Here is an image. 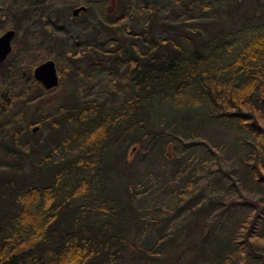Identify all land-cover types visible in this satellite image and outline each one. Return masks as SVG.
<instances>
[{
  "label": "trees",
  "instance_id": "16d2710c",
  "mask_svg": "<svg viewBox=\"0 0 264 264\" xmlns=\"http://www.w3.org/2000/svg\"><path fill=\"white\" fill-rule=\"evenodd\" d=\"M7 29L0 264H264V0H0ZM48 59L59 84L32 94ZM50 94L40 130L13 112ZM246 178L258 190L236 197ZM189 218L203 239L182 244Z\"/></svg>",
  "mask_w": 264,
  "mask_h": 264
},
{
  "label": "rangeland",
  "instance_id": "374dc122",
  "mask_svg": "<svg viewBox=\"0 0 264 264\" xmlns=\"http://www.w3.org/2000/svg\"><path fill=\"white\" fill-rule=\"evenodd\" d=\"M58 66L60 68V64L59 63H58ZM63 67H65V66H63ZM23 71L27 72V70H23ZM23 71H22V73H23ZM65 73H66V75H69V71L66 70ZM72 89H73V86L71 84L70 78L69 79L68 78L64 79L63 84L55 92L56 98L57 99H64L65 102H69V97H70V93H71ZM54 100H55L54 95L50 94L49 100L45 101L43 104H41L40 102H38V103L31 102L29 105H27L26 107H24V108H22L20 110H19L18 106H15L13 108V110H14L13 112L14 113H16L17 111H20V113L22 112L23 120L24 119H28L30 117H32V119H36L41 114L49 112V111H51L54 108L53 107ZM73 101H76V97H75L74 94H73ZM50 102L52 103V105H50ZM151 121L153 123L155 122V120H153V119H151ZM225 132H227L229 134L228 131H225ZM120 144H122V142ZM134 150H135V148L130 150V154H133ZM37 151H39V149ZM230 152H231L230 150H228V151H226L225 149L223 150V153L231 158L230 166H232L234 160H233V155L230 154ZM134 155H135V153H134ZM137 160H138V162L141 163L142 160H146V156H144L143 154H138L137 155ZM136 166L137 165L134 163L131 168L125 169L126 173L121 179H127V178L131 177L132 174H133L134 168ZM164 166L165 167H163V170L165 171L166 176L163 175L158 170V168L156 166L154 167L155 176H161V178L163 180H165V177L169 178V177L172 176L171 175V169L173 168V165H172L171 162H166V165H164ZM144 169L149 171V169H147L146 166H145ZM187 172L189 173L190 171L188 170ZM144 175H145V172L141 174L142 178H144ZM116 179H118V177H116ZM179 185H180V183H174L171 186H172V189H174V188H178ZM239 185L241 187L240 189H242L243 191H246V194L249 195V196L251 195V192L254 193L255 190H258L257 185L254 184L251 180H249L247 178L246 179H242L240 182H238V185L234 187V193H235L236 197H240L241 196V192L239 190ZM219 187L224 188L225 187V182L221 181ZM159 193H160V202L159 203H164L166 194L164 192H162V191H159ZM221 195L222 194H220V193H218L216 196L213 195L212 199L214 201V204L211 205L210 210H208L209 213L210 212L214 213V210H217V208L220 207V201H222L221 200V198H222ZM260 200H263V199H260ZM194 201L198 202L199 200L197 199V200H194ZM256 201H254L253 203H255ZM145 204L147 205V203H145ZM170 204H171V202L168 203V205H170ZM249 210H250V208L246 207L245 210H242V214H245V212H247ZM184 211L186 212V216H189V215L192 214V212L189 211V210H184ZM209 218L212 219V216H209ZM223 222H224V225H226V226L229 224L227 221H223ZM198 225H200V224L196 221V219L189 218L187 220V222L184 224V226L181 227L182 230L176 231L174 235H175V237L179 235L180 238H184V241H181L182 244H187V243H189V241L194 240L195 235L198 234V233H195V232H198V231H200V237L203 239V231L202 230H198V228H197ZM192 228L194 229V231H192L193 234L191 233ZM216 235L219 236L220 234H216ZM189 237H192V239L190 240ZM224 240H225V237L220 235L219 238H218V241L222 243V242H224ZM251 264H255V262H252Z\"/></svg>",
  "mask_w": 264,
  "mask_h": 264
},
{
  "label": "water",
  "instance_id": "95a60500",
  "mask_svg": "<svg viewBox=\"0 0 264 264\" xmlns=\"http://www.w3.org/2000/svg\"><path fill=\"white\" fill-rule=\"evenodd\" d=\"M85 9V6H79L73 10L72 15L76 16L80 11H84ZM14 34L15 31L9 29L0 36V62L3 61L11 51V40ZM33 76L45 88H53L59 81L55 62L51 59L43 61L35 66L33 69Z\"/></svg>",
  "mask_w": 264,
  "mask_h": 264
},
{
  "label": "flooded vegetation",
  "instance_id": "af4514ba",
  "mask_svg": "<svg viewBox=\"0 0 264 264\" xmlns=\"http://www.w3.org/2000/svg\"><path fill=\"white\" fill-rule=\"evenodd\" d=\"M7 30H9V29H7ZM7 30H5V31H2L1 33H0V36L4 33V32H6ZM11 44H12V42H11ZM12 46V45H11ZM11 51H12V47H11ZM11 51H10V53H11ZM10 53L5 57V59L3 60V61H1L0 62V65H3V63L4 62H7V60L8 59H12L9 55H10ZM48 60H50V59H48ZM46 61V60H45ZM32 72H33V70H32ZM7 74H5V75H0V77H1V80H2V94H1V97L3 96L4 98L3 99H0V108H4V106H6V105H9L10 106V104H9V102L11 101L10 99H12V97H11V90H12V83H13V79H12V77H11V74H12V70L10 71V68L8 67V70H7V72H6ZM59 75V74H58ZM23 76H25L24 74H23ZM32 78L33 79H35L34 78V76H33V73H32ZM30 78L28 77L26 80H29ZM19 82H20V80L19 79H17ZM36 80V79H35ZM59 80H60V77H59ZM37 81V80H36ZM39 82V81H38ZM58 84H59V81H58ZM58 84L55 86V87H53L52 89H54V88H56L57 86H58ZM47 90L48 89H46L40 82H39V90H38V92L37 91H32V90H30V91H32V94H36V95H38V94H40V93H42L43 95H45V92H47ZM49 94V93H48ZM43 96H39L38 97V100H36V103L37 102H39L40 100H42L43 98H42ZM34 102V101H33ZM11 107V106H10ZM40 120L41 119H35V120H32V121H30V126H29V129H34V127L37 129L38 127V129L40 130V127L42 126L41 125V122H40Z\"/></svg>",
  "mask_w": 264,
  "mask_h": 264
}]
</instances>
